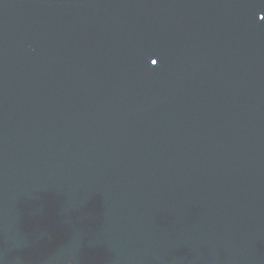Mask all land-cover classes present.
Segmentation results:
<instances>
[{"label":"water","instance_id":"95a60500","mask_svg":"<svg viewBox=\"0 0 264 264\" xmlns=\"http://www.w3.org/2000/svg\"><path fill=\"white\" fill-rule=\"evenodd\" d=\"M0 264H264V0H0Z\"/></svg>","mask_w":264,"mask_h":264}]
</instances>
